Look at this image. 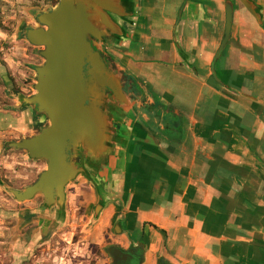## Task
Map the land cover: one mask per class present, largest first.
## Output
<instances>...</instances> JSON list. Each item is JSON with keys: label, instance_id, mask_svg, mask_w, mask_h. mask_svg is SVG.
<instances>
[{"label": "crops", "instance_id": "obj_1", "mask_svg": "<svg viewBox=\"0 0 264 264\" xmlns=\"http://www.w3.org/2000/svg\"><path fill=\"white\" fill-rule=\"evenodd\" d=\"M120 1L118 64L181 118L182 132L150 131L153 115L136 99L154 147L126 157L122 207L105 209L91 233L100 245L120 218L116 243L133 244L146 264H264V0H246L253 13L241 0ZM227 3L233 23L216 59ZM12 101H0V264H88L72 233L60 235L65 221L10 192L46 169L8 149L41 121Z\"/></svg>", "mask_w": 264, "mask_h": 264}, {"label": "water", "instance_id": "obj_2", "mask_svg": "<svg viewBox=\"0 0 264 264\" xmlns=\"http://www.w3.org/2000/svg\"><path fill=\"white\" fill-rule=\"evenodd\" d=\"M241 2L253 13L246 0ZM225 10L224 37L216 59L230 38L233 23V4L227 3ZM125 15L120 0H60L53 9L37 16L39 27L25 32L32 45L43 48L40 55L45 62L36 68V93L17 98L49 124L29 138L8 144V148L25 151L31 160L46 163L32 185L24 190L10 189L17 201L41 195L45 211L62 209L66 186L83 172L74 153L83 148L91 164L101 163L109 154L110 124L105 103L109 99L136 100L124 91L119 73L122 66L111 63L99 44L117 41L116 37L123 35L115 17ZM108 252L112 264H140L144 260L143 253L136 250L124 252L112 246Z\"/></svg>", "mask_w": 264, "mask_h": 264}, {"label": "rangeland", "instance_id": "obj_3", "mask_svg": "<svg viewBox=\"0 0 264 264\" xmlns=\"http://www.w3.org/2000/svg\"><path fill=\"white\" fill-rule=\"evenodd\" d=\"M59 1L0 0V69L2 71L0 73V101L7 102L10 108L15 102L12 100L18 94L28 98L36 93V68L45 62L40 55L43 48L32 45L27 40L25 32L29 28L39 27L37 16L53 9ZM113 43L103 41L99 44L101 51L111 63L112 61L118 62L119 53L118 47H111ZM133 105L138 107L139 102L129 100L117 102L109 99L105 103L104 109L110 124L109 154L103 158L104 161L101 163L91 164L86 157L85 150L80 147L74 153L76 155L74 159L78 168L83 169V172L66 186L64 207L51 209L53 214L65 221L60 235L72 233V240L76 244L74 248L79 254L80 247L87 249L88 264H112V258L108 252L112 246L124 250L135 248L133 244L128 247L116 243V236L122 233L119 226L120 218L112 223V228L107 233L104 232L100 245L91 233L92 227L101 223V213L111 204L118 203L120 198L122 199L123 183L127 175L126 157L133 156L135 153L142 154L154 147L152 145L154 139L146 132L140 118L135 115L140 116L141 110L138 108L139 112H133ZM22 107L26 110L30 108L27 105ZM48 124L49 122L43 117L32 127L34 129L26 133V138L37 134ZM8 149L16 153L25 152ZM33 183L29 182L25 186L12 187V189L24 190ZM32 200H36L40 209L44 210V198L41 195H37ZM120 205L122 207V201ZM59 240L63 244L66 243L63 239ZM140 264H146L145 260Z\"/></svg>", "mask_w": 264, "mask_h": 264}, {"label": "trees", "instance_id": "obj_4", "mask_svg": "<svg viewBox=\"0 0 264 264\" xmlns=\"http://www.w3.org/2000/svg\"><path fill=\"white\" fill-rule=\"evenodd\" d=\"M114 70L116 69L113 66ZM125 93L133 100L141 99L146 107V111L153 115L151 119L144 122L146 127L157 134L159 137H163L164 134L174 133L180 136L182 132V120L172 111H168L167 108L161 103L158 97L153 93L150 94V88L145 85L141 80L131 75L126 70L119 71ZM138 82H141L148 90V94L152 97L153 103H147V99L144 94V90L140 88ZM172 150V148H169Z\"/></svg>", "mask_w": 264, "mask_h": 264}, {"label": "flooded vegetation", "instance_id": "obj_5", "mask_svg": "<svg viewBox=\"0 0 264 264\" xmlns=\"http://www.w3.org/2000/svg\"><path fill=\"white\" fill-rule=\"evenodd\" d=\"M121 249V248H120ZM124 252H128V251H130V250H134V249H128V250H124V249H122Z\"/></svg>", "mask_w": 264, "mask_h": 264}]
</instances>
